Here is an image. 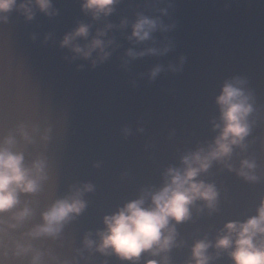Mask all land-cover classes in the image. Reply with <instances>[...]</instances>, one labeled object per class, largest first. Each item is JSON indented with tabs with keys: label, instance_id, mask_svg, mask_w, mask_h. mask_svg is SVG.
Wrapping results in <instances>:
<instances>
[{
	"label": "water",
	"instance_id": "1",
	"mask_svg": "<svg viewBox=\"0 0 264 264\" xmlns=\"http://www.w3.org/2000/svg\"><path fill=\"white\" fill-rule=\"evenodd\" d=\"M83 3L51 0L55 14L47 15L33 0L31 20L17 7L0 13L7 16L0 21V140L15 135L14 150H22L27 163L46 158L48 175L40 192L21 194L12 210L27 203L32 215L17 228L0 225L7 233L0 234V264H30L34 253L14 255L15 242L31 244L42 253V264H132L84 249L85 235L97 240L105 216L145 190L158 191L168 168L182 169L183 156L214 142L219 129L213 124L221 122L217 97L225 82L239 78L251 94V131L230 163L238 169L241 160H254L258 180L216 162L197 177L215 185L216 210L197 201L191 218L176 224V246L167 253L169 264H191L196 241L214 244L227 223L258 215L264 202V0H119L99 19ZM141 16L157 20L145 41L132 37ZM80 24L89 25L88 37L75 41L82 47L113 25L101 37L113 41L105 49L110 55L95 66L97 52L85 59L61 47ZM130 49L145 54L129 57ZM157 66L162 70L152 78ZM21 123L30 132L38 126L35 143L16 134ZM45 128L51 129L47 141L40 138ZM85 183L93 185L83 196L85 209L56 238L26 235L56 200ZM10 216L0 214V220L15 223ZM208 253L210 264H234L227 252ZM151 258L142 254L139 264Z\"/></svg>",
	"mask_w": 264,
	"mask_h": 264
},
{
	"label": "clouds",
	"instance_id": "2",
	"mask_svg": "<svg viewBox=\"0 0 264 264\" xmlns=\"http://www.w3.org/2000/svg\"><path fill=\"white\" fill-rule=\"evenodd\" d=\"M39 10L47 15H54L51 10V0H34ZM33 0H24L17 6L16 0H0V13H7L14 7L21 10L28 20L33 18ZM119 0H84L82 5L86 12H91L93 19L101 15L108 16L113 12V5ZM0 21L7 22L6 15H0ZM126 21L121 22V26ZM107 24L104 29L98 30L96 37L85 46H80L75 41L78 37L87 38L89 25L80 24L73 32L65 35L61 47H68L78 56L85 59L92 57L97 52L96 59L92 60L93 66L103 62L110 55L105 49L112 40H103L106 31L112 28ZM132 37L137 41L149 39L150 33L156 30L157 20L141 16L132 26ZM155 53L156 49H148ZM167 51V48L164 49ZM131 49L127 52L129 57L144 55ZM182 62V58H181ZM171 67V66H170ZM162 69L157 66L151 72L155 76ZM176 70V69H173ZM245 82L239 78L225 82L221 94L217 97L220 107V123H214V129H219V134L214 142L207 148H199L182 157L181 168H168L165 173V183L158 191H143L138 199L125 204L117 212L104 217L105 228L96 233L97 240L91 238L92 234L85 235L84 249L89 252L96 251L102 255H116L121 260L139 264L141 255L145 254L151 259H146L145 264H169L167 253L176 246V224L191 218V208L197 201H203V207L209 212L216 210L217 190L212 183H206L197 177L207 172L214 162L223 164L229 170H235L245 180L255 182L258 177L254 174L256 163L254 160L243 159L240 167L234 169L230 163L235 148H246L244 143L251 131L248 120L253 112L250 103L251 94L246 93L242 87ZM29 126L21 123L17 126L16 134L26 144L35 143L34 133L39 132L38 126ZM50 128H45L40 138L49 139ZM17 144L15 135L9 134L0 140V214L11 213L10 219L0 220V225L7 224L9 228H17L23 221L32 215V209L25 203L18 211H12L20 203L21 194L35 195L42 190L43 183L48 179L47 161L43 156H37L30 163L25 161L22 150H14ZM93 191V185L85 183L80 187L71 189L70 194L56 200L42 215V224L36 225L26 235L35 239L39 237L56 238L70 220L75 219L86 207L83 196ZM150 200V203H149ZM202 208H197L201 211ZM0 234L6 235V230L0 227ZM209 248L216 250V256L227 252L234 264H264V202L258 209V215L247 221L229 222L225 225L222 234H218L215 243L207 239L194 243L191 252V264H210L214 259L208 253ZM33 252L30 264H42V253L33 249L31 244L15 242L14 255L21 256ZM7 255V252L4 253ZM155 257H160L159 260ZM64 264H69L64 261Z\"/></svg>",
	"mask_w": 264,
	"mask_h": 264
}]
</instances>
